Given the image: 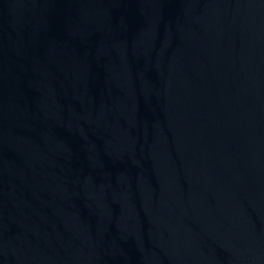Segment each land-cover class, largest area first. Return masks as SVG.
I'll use <instances>...</instances> for the list:
<instances>
[{
	"label": "water",
	"instance_id": "obj_1",
	"mask_svg": "<svg viewBox=\"0 0 264 264\" xmlns=\"http://www.w3.org/2000/svg\"><path fill=\"white\" fill-rule=\"evenodd\" d=\"M0 264H264V0H0Z\"/></svg>",
	"mask_w": 264,
	"mask_h": 264
}]
</instances>
